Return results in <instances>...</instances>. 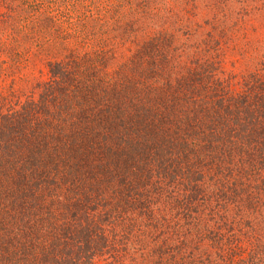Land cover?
<instances>
[{
	"label": "trees",
	"instance_id": "obj_1",
	"mask_svg": "<svg viewBox=\"0 0 264 264\" xmlns=\"http://www.w3.org/2000/svg\"><path fill=\"white\" fill-rule=\"evenodd\" d=\"M36 30L64 53L0 83V264H264V0H0V65Z\"/></svg>",
	"mask_w": 264,
	"mask_h": 264
},
{
	"label": "rangeland",
	"instance_id": "obj_2",
	"mask_svg": "<svg viewBox=\"0 0 264 264\" xmlns=\"http://www.w3.org/2000/svg\"><path fill=\"white\" fill-rule=\"evenodd\" d=\"M33 1V0H32ZM16 3L19 5L23 4V0H16ZM73 15V14H72ZM76 17V15H74ZM248 23L249 21L246 20ZM30 23L26 24L23 32H20V36L23 38L28 34V27ZM38 28V27H37ZM39 29V28H38ZM38 30L34 31L31 35L36 33L34 37H38V41L45 43L43 47L40 49H37L36 46L38 43L36 41L32 42L30 40V36L27 37L26 40L20 38L17 42L14 41L15 47H19V50H21V58L23 57L25 50L28 51L30 49L31 51L26 55V60H23V66L20 68L15 67V63L11 62L9 63V60L4 64L0 65V83L5 82L6 85L12 86V83L18 84L20 87L28 86L31 82L42 79L45 77L46 72V61L49 60V58H57L61 53H64L63 50H59V42L54 37H47L48 32H44L41 30V32L37 33ZM41 35V37H40ZM19 43V44H17ZM48 43V45H47ZM35 47V48H34ZM53 47V48H52ZM132 48V45L129 44V42H123L120 41L119 44H117V51L119 54H123L127 56L130 49ZM20 56V54H19ZM231 59V53L228 54V61L230 62ZM226 62V68H230L232 65L230 63ZM238 66V65H234ZM15 81V82H14Z\"/></svg>",
	"mask_w": 264,
	"mask_h": 264
}]
</instances>
